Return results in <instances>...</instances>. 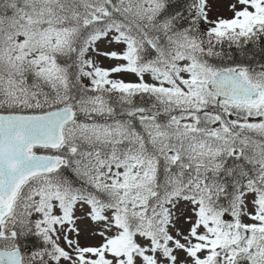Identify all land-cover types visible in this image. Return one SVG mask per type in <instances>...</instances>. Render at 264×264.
Instances as JSON below:
<instances>
[{"label":"snow or ice","instance_id":"1","mask_svg":"<svg viewBox=\"0 0 264 264\" xmlns=\"http://www.w3.org/2000/svg\"><path fill=\"white\" fill-rule=\"evenodd\" d=\"M0 264H264V0H0Z\"/></svg>","mask_w":264,"mask_h":264}]
</instances>
